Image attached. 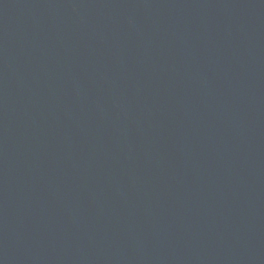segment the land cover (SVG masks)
Segmentation results:
<instances>
[{
	"label": "water",
	"instance_id": "water-1",
	"mask_svg": "<svg viewBox=\"0 0 264 264\" xmlns=\"http://www.w3.org/2000/svg\"><path fill=\"white\" fill-rule=\"evenodd\" d=\"M0 264H264V0H0Z\"/></svg>",
	"mask_w": 264,
	"mask_h": 264
}]
</instances>
